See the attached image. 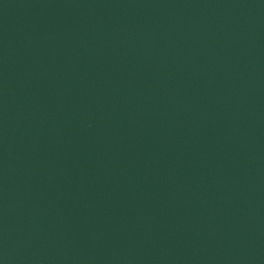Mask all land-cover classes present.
Here are the masks:
<instances>
[{
	"label": "water",
	"instance_id": "water-1",
	"mask_svg": "<svg viewBox=\"0 0 264 264\" xmlns=\"http://www.w3.org/2000/svg\"><path fill=\"white\" fill-rule=\"evenodd\" d=\"M0 264H264V0H0Z\"/></svg>",
	"mask_w": 264,
	"mask_h": 264
}]
</instances>
